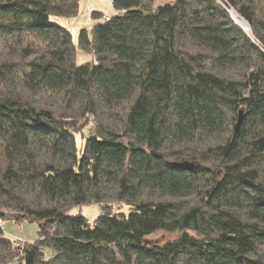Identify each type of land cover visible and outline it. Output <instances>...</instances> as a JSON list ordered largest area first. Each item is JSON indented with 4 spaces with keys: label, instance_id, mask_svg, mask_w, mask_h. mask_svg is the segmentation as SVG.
Returning a JSON list of instances; mask_svg holds the SVG:
<instances>
[{
    "label": "trees",
    "instance_id": "1",
    "mask_svg": "<svg viewBox=\"0 0 264 264\" xmlns=\"http://www.w3.org/2000/svg\"><path fill=\"white\" fill-rule=\"evenodd\" d=\"M81 1L0 0V264H264V0Z\"/></svg>",
    "mask_w": 264,
    "mask_h": 264
},
{
    "label": "rangeland",
    "instance_id": "2",
    "mask_svg": "<svg viewBox=\"0 0 264 264\" xmlns=\"http://www.w3.org/2000/svg\"><path fill=\"white\" fill-rule=\"evenodd\" d=\"M175 0H154L153 6L157 7L161 4L174 2ZM93 11H99L103 12L109 15H114L116 13V10L112 6V0H82L81 1V7H80V13L78 16L75 17H58L54 18V20L59 21L61 24L68 26L73 34H74V41L76 44H78V34L82 27H91L93 23L102 19L94 18L92 13ZM104 18V17H103ZM247 32H250V27L247 24L246 28ZM92 60L93 62L96 60L95 56H92L89 53L83 52L79 49L78 56H77V62L78 64H82L85 61ZM91 125L93 127V130L95 128V121L94 118H91ZM88 125V126H89ZM88 128L85 129L83 136L88 133ZM83 136L79 135L78 137V143L79 146H81V139ZM83 141V140H82ZM101 207L98 204H89L84 205L82 207H77L71 211L72 214L75 213H82L86 215L88 218H90L91 221H95V219L101 214ZM2 223L4 228V235L11 238H19L24 241L32 242L35 241L39 236V224L38 222L34 221L31 222L29 220H25L23 222H16L14 220H4L2 217ZM179 233H171V232H164L159 231L151 236L149 238L154 241L159 242H166L168 240H174L177 238ZM9 264H19L18 261H13Z\"/></svg>",
    "mask_w": 264,
    "mask_h": 264
},
{
    "label": "water",
    "instance_id": "3",
    "mask_svg": "<svg viewBox=\"0 0 264 264\" xmlns=\"http://www.w3.org/2000/svg\"><path fill=\"white\" fill-rule=\"evenodd\" d=\"M230 14L232 15L233 19H234V16H233V13L235 12L234 10H230L229 11ZM240 16V15H239ZM241 17V16H240ZM242 18V17H241ZM243 19V18H242ZM235 20V19H234ZM244 20V19H243ZM245 21V20H244ZM246 22V21H245ZM237 23V22H236ZM241 26V25H240ZM244 30H246L247 28V23H246V26H241ZM247 31V30H246ZM243 111H240V114H239V119H238V122L235 126V132H238L240 130V127L242 126V122H243ZM180 167H183L187 170H195V164L194 163H191V162H183V163H180L179 164Z\"/></svg>",
    "mask_w": 264,
    "mask_h": 264
},
{
    "label": "bare ground",
    "instance_id": "4",
    "mask_svg": "<svg viewBox=\"0 0 264 264\" xmlns=\"http://www.w3.org/2000/svg\"><path fill=\"white\" fill-rule=\"evenodd\" d=\"M233 16H234V19H235V21L239 24V25H241V26H246V22L236 13V12H234L233 13Z\"/></svg>",
    "mask_w": 264,
    "mask_h": 264
},
{
    "label": "built area",
    "instance_id": "5",
    "mask_svg": "<svg viewBox=\"0 0 264 264\" xmlns=\"http://www.w3.org/2000/svg\"><path fill=\"white\" fill-rule=\"evenodd\" d=\"M104 20H110V15H109V14L104 15ZM3 227H4V226H3L2 220L0 219V228H1L2 230H4Z\"/></svg>",
    "mask_w": 264,
    "mask_h": 264
}]
</instances>
